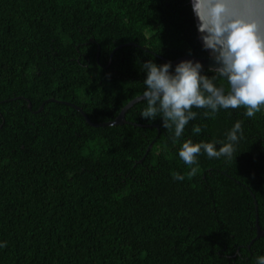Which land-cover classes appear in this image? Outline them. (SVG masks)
I'll return each mask as SVG.
<instances>
[{"label": "trees", "instance_id": "obj_1", "mask_svg": "<svg viewBox=\"0 0 264 264\" xmlns=\"http://www.w3.org/2000/svg\"><path fill=\"white\" fill-rule=\"evenodd\" d=\"M184 55H206L189 0H0V264H256L264 255V105L252 118L243 106L215 118L193 107L175 141L160 117L140 116L145 100L104 127L74 107L109 122L143 94L144 62ZM237 121L233 157L201 152L189 177L183 141L218 150Z\"/></svg>", "mask_w": 264, "mask_h": 264}, {"label": "clouds", "instance_id": "obj_2", "mask_svg": "<svg viewBox=\"0 0 264 264\" xmlns=\"http://www.w3.org/2000/svg\"><path fill=\"white\" fill-rule=\"evenodd\" d=\"M192 8L198 19V32L203 47L210 51L217 65L209 71L214 75L202 74L199 61L182 60L157 65L152 60L143 63L147 73L143 83L142 99L146 107L140 116L149 121L162 119V127L174 130V141L183 134L185 126L197 116L193 107L204 109V116L215 118L220 109L245 108L244 115L252 118L264 105V0H192ZM227 81V91L216 80ZM194 134L202 131L199 125L192 129ZM243 130L237 121L226 135L227 142L193 143L183 141L179 157L190 166L188 176H195L201 152L208 158L231 159L235 144L242 138ZM173 179L183 180L179 173ZM6 247V244H0ZM256 264H264V255L256 257Z\"/></svg>", "mask_w": 264, "mask_h": 264}, {"label": "water", "instance_id": "obj_3", "mask_svg": "<svg viewBox=\"0 0 264 264\" xmlns=\"http://www.w3.org/2000/svg\"><path fill=\"white\" fill-rule=\"evenodd\" d=\"M189 3L192 7V0H189ZM192 12H193V8H192ZM193 16H194V21H195V27H196V33H197V38H198V42L201 45L202 49L205 52V56H189V55H184L182 57L176 58L175 60L171 61V64L173 66V69L175 67L176 64H178L180 61L182 60H193V61H199L204 68L210 69V68H215L217 65L214 63L213 59L211 58L210 55V51L209 50H205L203 47V42L201 37V34L198 32V19L195 16L194 12H193ZM143 95V94H142ZM142 95L135 97L133 100L129 101L119 112V114L116 116L115 119L109 121V122H105V123H92L87 116L85 115V113L77 106H74L81 114L82 116L85 118L86 122L93 126V127H104V126H111V125H115V124H121L123 123L124 120V116H125V112L136 102L143 100L142 99ZM29 108H30V104H29ZM256 232H257V236H264V230H262L259 226L256 225Z\"/></svg>", "mask_w": 264, "mask_h": 264}]
</instances>
